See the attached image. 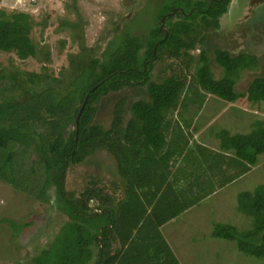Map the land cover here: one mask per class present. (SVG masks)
I'll use <instances>...</instances> for the list:
<instances>
[{
    "label": "trees",
    "instance_id": "obj_1",
    "mask_svg": "<svg viewBox=\"0 0 264 264\" xmlns=\"http://www.w3.org/2000/svg\"><path fill=\"white\" fill-rule=\"evenodd\" d=\"M229 2L191 0L187 8L171 9L165 24L158 19L146 41L125 30L128 20L110 28L103 52L99 44L88 47L84 37L76 34L80 52L69 55V68L59 78L46 67L41 73L22 74L0 67V182L45 205L50 203L48 190L54 186L57 203L66 208L71 219L51 247L34 258L35 264H180L161 227L195 203L186 207L165 189L148 214L137 207L129 210L125 202L115 205L114 199L98 193L96 185L86 187L78 196L68 193L66 177L71 167L84 164L100 150L111 155L121 151L118 160L127 158L123 147L137 138L156 145L154 149L162 146L165 138L159 145L154 136L158 127H165L166 114L177 107L190 85L187 72L195 62L191 51L197 46L196 36L202 28H220ZM37 25L30 13L0 10V53L19 61L36 59L41 53L32 38ZM68 25L74 31L79 29L78 24ZM245 56L217 50L211 60L202 53L195 67L196 82L206 93L227 102L236 103L241 96L250 102H264V74L254 77L246 93L234 92L242 71L253 68ZM164 60H180L181 64L171 68L163 82L152 81L156 64ZM213 65L225 72L223 78H216ZM142 87L147 100L130 105L129 98L122 97L112 104L109 127L97 121L98 106L111 100L112 94ZM257 124L248 134H224L222 138L224 149L234 150L237 159L251 166L264 156V121ZM127 171L128 163L122 167L123 175ZM126 183L127 198L132 201L131 181ZM163 184L156 192L162 191ZM239 204L240 212L253 219L252 229L242 236L233 226L217 224L212 235L237 241L241 252L264 259V185L240 194ZM99 218L107 224L90 221Z\"/></svg>",
    "mask_w": 264,
    "mask_h": 264
},
{
    "label": "rangeland",
    "instance_id": "obj_2",
    "mask_svg": "<svg viewBox=\"0 0 264 264\" xmlns=\"http://www.w3.org/2000/svg\"><path fill=\"white\" fill-rule=\"evenodd\" d=\"M189 2L191 0H26L23 9L11 12L22 11L32 15L38 24L32 38L41 53L36 59L27 61H19L14 56L0 53V67L18 71L20 74L41 73L42 68L46 67L53 77L59 78L61 73L69 68V55L80 52L76 34L84 37L88 47L99 44L100 51L103 52L107 41L105 36L110 28L131 20L125 30L132 34L137 33L138 38L146 41L156 25L172 15V12H169L171 9L176 11L182 7L187 8ZM231 2L234 7L229 15L220 19V29L217 32L209 28L199 30L196 36L197 46L191 51L195 62L187 74L193 85L197 84L195 67L202 53L211 60L216 50L221 48L229 49L232 56L244 53L245 62L253 68L243 70L241 78L238 81L235 79L234 90L238 94H244L254 77L264 74V27L260 25L261 27L257 28L249 22H257L256 12L258 8L264 7V3L259 2L255 7L250 0ZM240 3L242 9L244 8L241 14L237 12V8L241 9ZM0 10L11 13L6 8ZM45 20L48 23H45ZM68 23L78 24L79 29L74 31ZM216 43L218 45H215ZM46 56L48 59L45 60ZM180 64V60L158 62L151 74L152 81L163 82L171 75V68H177ZM213 68L217 79L225 76L221 68L215 65ZM6 83L5 81L4 85ZM197 87L200 86L197 84ZM122 97L147 100L146 88H128L119 94H112L109 97L111 100L108 99L98 106L97 121L103 123L104 127H109L112 104ZM216 102L217 107L213 110L210 108L211 103L207 101L202 100L201 103L194 104L188 99L187 108L174 120L175 127L186 128L181 133L180 147L185 149L187 145L189 153L183 156L182 161L184 165L189 166L191 173L193 170L194 173L193 179H172L171 187L180 183L187 184L184 186L189 187L186 190H189L190 195L182 197L183 204L187 207L195 203L196 206L185 211L176 221L168 222L162 227L161 233L180 264H264V259L241 252L237 241L215 238L212 235L217 224L233 226L242 236L252 229L253 219L240 212L239 195L253 192L257 187L264 185V156H260L257 164L251 166L237 159L234 150L223 151L220 142L212 141L209 144L202 141L211 133L221 130H226L223 134L232 135L250 133L258 122L264 121V102H250L241 96L234 106H230L221 114L220 112L228 106L222 100ZM217 114L219 119L210 125L212 117ZM205 127L212 128L199 139L194 137L193 130ZM199 143L204 150H195L198 149ZM215 149L217 153L214 152ZM194 155L198 158L195 167L191 159ZM103 172L112 178L109 160L107 159L106 165L102 167L95 156L80 166L71 167L66 177L67 192L78 196L91 185V181L97 180L96 175ZM191 173L180 177L190 178ZM38 175L42 173L38 172ZM168 183L170 184V181ZM186 190L181 193L186 194ZM192 192L195 197L191 195ZM48 198L50 203L45 205L0 182V264H35L34 258L51 247L62 226L71 220L66 208L57 203L54 186L48 190ZM156 206L154 203V207ZM90 221L96 225L107 224V221L100 218ZM115 247L119 248V245L116 244Z\"/></svg>",
    "mask_w": 264,
    "mask_h": 264
},
{
    "label": "crops",
    "instance_id": "obj_3",
    "mask_svg": "<svg viewBox=\"0 0 264 264\" xmlns=\"http://www.w3.org/2000/svg\"><path fill=\"white\" fill-rule=\"evenodd\" d=\"M161 82L162 81H159V83ZM197 84L195 83V85H193V82L190 81V85L187 87L185 92L182 94V97L177 107L174 110H171L166 114L165 127H158V131L154 136L155 137L154 140L159 142V145H160V139L165 138V141L163 140L164 142L159 149H154V146L156 145L150 144L147 140H141V139L139 140L137 138L131 145L123 147V149H125V152H126L125 154L128 155V157L123 158V160L122 159L118 160V157H119L118 155H120L121 151L119 153H114V155H111L107 150H100L94 155L95 158H97V160L102 164V167L106 165V160L108 159L109 166H111V172H112V175H111L112 178H110V175L108 177L103 172L101 175H96L97 180H95L94 182L92 181L90 182L91 185L97 186L98 193L102 192V196H106L107 198L110 197L111 199H114L115 205H117V203L123 204L125 202L126 203L125 206L129 210H131L132 207H137L142 211L147 210L148 214L153 211L154 203L155 205L157 204L159 197H162L164 195L165 189L168 192V196H172V197L175 196L176 198H178V200L180 201L182 200V202H183L182 197L190 195L188 193L189 190H186L189 187L185 188L184 185H187L185 183H180L179 185H176V187L173 186V188L171 187V181L193 179V173H194V170L191 173V169L189 168V166L184 165L182 161L183 156L189 153V151L187 150V145L185 149L180 147V144L182 142L181 133L185 131L186 128L175 127L176 123L174 122V120H176L177 117L180 116L182 111L185 108H187L186 103L188 99H190V103L193 102L194 104L201 103L202 100L204 102L207 101V103L208 102L211 103L210 108H212L213 110H215L217 107L216 101L222 100L218 98L217 96L210 94V93H207V95H205L206 94L205 91L201 87H197ZM141 99L142 98L129 99L130 105H132L135 101L141 100ZM147 99H148V94H147ZM142 100H146V99L143 98ZM222 101H224L228 107L223 109L220 112V114L223 111H225L227 108H229L230 106L232 107L237 103V102L231 103L225 100H222ZM219 117H220L219 114H217V116L212 117L211 119L212 121L210 122V125H212V122H216L219 119ZM209 128H212V127H205L204 129L196 128L195 131L193 130V135H195L194 137H198L199 139L200 136H203V134L206 131H208ZM225 131L226 130H221L216 133H211L202 141L209 142V144L212 141L220 142V147L222 148L223 151L225 152L233 151V150H227L223 148L222 138L224 136L223 132ZM228 135L234 136L231 133H229ZM183 144H184V141H183ZM197 148L198 149H195L196 151H199V148L200 150L201 148L204 150V147L200 143L197 146ZM214 152L217 153V150L215 149ZM196 154L198 156V153ZM191 159H192L193 165L198 160V158H196L195 155ZM230 159H232V156H230ZM89 160L90 159H88V161ZM214 160H216V157H214ZM126 163H128V171H127V175L125 176L122 173V167ZM189 164H190V160H189ZM197 164L198 163H196V165ZM189 173H191L190 178L180 177L183 174H189ZM126 180L131 181L130 183L131 192L129 193V196L132 198V201L128 200L129 197L127 198ZM156 181H160L159 185L162 183V181L164 183L162 191L159 193L156 192V186H157ZM167 181L168 182L170 181V184ZM185 190L187 191V193L182 194L181 191H185ZM191 195L195 197L193 192ZM98 205H99V202H98ZM115 205L111 204V206H113L114 209L116 208ZM193 206H196V205L192 204L191 207ZM190 208H188L187 210H189ZM181 215H179L178 217H180ZM176 219L177 217L171 220L170 222H174L176 221ZM165 225H163L162 227H164Z\"/></svg>",
    "mask_w": 264,
    "mask_h": 264
},
{
    "label": "flooded vegetation",
    "instance_id": "obj_4",
    "mask_svg": "<svg viewBox=\"0 0 264 264\" xmlns=\"http://www.w3.org/2000/svg\"><path fill=\"white\" fill-rule=\"evenodd\" d=\"M230 2H229V8H228V12L225 14V15H229L230 14V12L232 11V9H233V7H234V5L232 6V2H231V0H229ZM259 2L260 3H264V0H250V3L253 5V6H257L258 4H259ZM238 6V5H237ZM239 6H241V9H239V8H237V12H239L240 14H241V12H242V10L244 9H242V3H240V5ZM236 8V7H235ZM257 11V10H256ZM256 14H257V22H254L253 21V23H252V21H249L250 22V24H252V25H256V27L258 28L260 25L261 26H263L264 27V7L263 8H258V11L256 12ZM260 26V27H261ZM220 29V28H219ZM219 29H217V30H215L216 32L219 30ZM214 43H215V41H214ZM212 44H213V42H212ZM215 45H218V43H216ZM218 50H226V51H229L230 52V50L229 49H218Z\"/></svg>",
    "mask_w": 264,
    "mask_h": 264
},
{
    "label": "clouds",
    "instance_id": "obj_5",
    "mask_svg": "<svg viewBox=\"0 0 264 264\" xmlns=\"http://www.w3.org/2000/svg\"><path fill=\"white\" fill-rule=\"evenodd\" d=\"M26 0H0V8H6L8 11L23 9Z\"/></svg>",
    "mask_w": 264,
    "mask_h": 264
},
{
    "label": "water",
    "instance_id": "obj_6",
    "mask_svg": "<svg viewBox=\"0 0 264 264\" xmlns=\"http://www.w3.org/2000/svg\"><path fill=\"white\" fill-rule=\"evenodd\" d=\"M171 16V15H170ZM167 18V17H166ZM166 18H164V19H162V21H161V23H162V25H164L165 24V20H166ZM156 49H157V46H156V48H155V51H154V55L156 56ZM82 110H83V107L81 108V112H82ZM81 114V113H80ZM79 117H80V115L78 116V118H77V120H76V125L78 124V120H79Z\"/></svg>",
    "mask_w": 264,
    "mask_h": 264
},
{
    "label": "built area",
    "instance_id": "obj_7",
    "mask_svg": "<svg viewBox=\"0 0 264 264\" xmlns=\"http://www.w3.org/2000/svg\"><path fill=\"white\" fill-rule=\"evenodd\" d=\"M35 1V0H34Z\"/></svg>",
    "mask_w": 264,
    "mask_h": 264
}]
</instances>
